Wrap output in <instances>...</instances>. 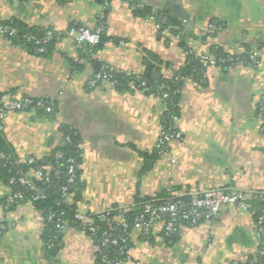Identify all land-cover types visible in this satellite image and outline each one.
I'll return each mask as SVG.
<instances>
[{
    "label": "crops",
    "instance_id": "obj_1",
    "mask_svg": "<svg viewBox=\"0 0 264 264\" xmlns=\"http://www.w3.org/2000/svg\"><path fill=\"white\" fill-rule=\"evenodd\" d=\"M137 9L151 13L140 17ZM0 21L104 32L103 47L93 54L64 37L51 58L0 36L1 98L55 104L49 113H10L3 136L22 161L47 158L71 142V133L78 137L80 185L71 203L77 210L130 208L170 191L177 197L217 189L264 192V0H0ZM173 30H182L183 39ZM213 50L241 60L217 63ZM190 54H209L215 64L199 80L182 79L176 123L182 137L163 150L157 146L165 98L132 82L90 86L99 74L94 63L141 77L148 59L160 86ZM145 156L155 159L147 170ZM11 190L0 178V264H97V243L78 227L64 229L59 253L48 259L42 213L28 202L8 207ZM178 232L167 242L162 231H131L124 264H245L264 248L254 209L226 205L216 220Z\"/></svg>",
    "mask_w": 264,
    "mask_h": 264
},
{
    "label": "built area",
    "instance_id": "obj_2",
    "mask_svg": "<svg viewBox=\"0 0 264 264\" xmlns=\"http://www.w3.org/2000/svg\"><path fill=\"white\" fill-rule=\"evenodd\" d=\"M9 29L0 26V36H5ZM102 29L91 30L86 27H76L73 26L66 31H56L49 30L47 32L45 42L52 40L55 36L57 39H63L67 37L73 40L80 47H95L100 43V36ZM15 33L14 30L11 31V35ZM179 39V36L177 37ZM39 44V42H38ZM40 52L43 51L41 48ZM205 63L215 64L214 58L205 54L200 56ZM252 59L254 57H251ZM241 59L238 57H228V61L232 63H238ZM179 76H175V80H178ZM140 82V87L144 91H149L150 88L147 86V82L142 80L141 77L137 78ZM111 81V75L103 70L99 74L95 75L91 81L90 86L97 87L102 82ZM162 97L167 99L168 94H162ZM54 102L52 100H34L32 98H14L10 100H0V130H4V122L7 116L12 112L17 111H26L30 109H41L49 113L54 110ZM178 121L177 117H172V126L169 128L164 127V131L161 134L160 140L158 142V149L163 150L166 146L177 139H181L182 135L176 129V123ZM264 130V124H263ZM81 150V146H78ZM61 153L57 154V157L60 158ZM7 158L0 154V170L3 168V162ZM37 158L29 157L25 160H20L17 162V165L21 166L28 164L33 166L37 162ZM69 179L68 183L73 184L75 179L76 172V161L70 159L69 161ZM78 166V165H77ZM45 168V169H44ZM42 168H31L29 171L22 173L16 172V177L10 179L11 184L18 183L21 186L29 189L32 192V196L26 201L30 204L39 202L47 198V194L44 190L39 189L35 185V180H46L47 183L51 182L49 177V167ZM59 172L56 173L58 175ZM63 196L65 197V202L67 204L72 203L73 193L69 194V187L62 186L60 188ZM171 199L165 201L162 204H155L152 202H147L142 208L141 215L137 216L134 220L133 225L129 223L126 219V214L134 210V206L130 208L118 209L119 213L117 216L111 219L110 215L114 211L113 209L97 212L95 214H86L79 210L75 213V219L80 223L83 231L89 233L93 238L95 234L101 232V237L97 240V252L101 256L102 262L104 264H124L126 260L119 259L116 262H111L108 260L107 249L109 247H119L121 255H127L129 252V245L131 244L130 232L137 231L140 232L143 236H147L155 233L156 231L164 232L165 237H169L171 234L177 231V222L180 219L185 221H190L191 226H196L199 221L203 222H212L216 220L222 208L226 205L236 206L242 211H248L250 209V202L254 199H257L263 203L262 214L258 218V230L263 231L264 227V192L249 194L244 193L236 189L232 190H221L217 189L210 192H200L193 193L189 195L191 201L188 204H185L181 201H176L175 198H178L172 191H170ZM26 197L25 193L21 190L12 189L9 195L6 197L5 202L8 207L18 206L20 203L25 202ZM56 215L52 213L49 218L53 219ZM147 217V218H145ZM167 217V218H165ZM97 219L99 222H107V230L101 231L100 227L97 225ZM65 228H69L67 222H61L57 225V229L60 232H63ZM128 233V236H125V233ZM164 238V237H163ZM264 254V248H263ZM234 264H239L234 263Z\"/></svg>",
    "mask_w": 264,
    "mask_h": 264
},
{
    "label": "trees",
    "instance_id": "obj_3",
    "mask_svg": "<svg viewBox=\"0 0 264 264\" xmlns=\"http://www.w3.org/2000/svg\"><path fill=\"white\" fill-rule=\"evenodd\" d=\"M150 13L151 12L148 9L135 10V14L140 17L147 16ZM0 26L9 29L5 34V37H7L13 44L19 45L29 51L37 52L42 57L45 58L52 57L56 44L57 42L60 41V39H57L55 36L52 40L45 42L47 32L50 29L29 28L22 24L12 23V22H2V21H0ZM12 30L15 31L13 35L10 34ZM173 32L176 33L181 40L183 39L182 30H173ZM103 33L104 32L102 31L100 36V43L98 45L92 48L85 47L87 52L93 54L99 51L103 47V44L106 40ZM41 48L43 49L42 52L39 51ZM212 54L217 59L216 60L217 63H219L223 59L225 65L229 64L228 55L222 52L221 50H213ZM153 64L154 63L150 59H148L146 74L141 76V79L146 81L147 86L150 88L149 91H146L147 93H151V94L157 93L160 94L161 96L164 93L168 94V98L165 99L166 112L164 116V125L166 128H169L170 126H172L171 124L172 117H177L179 113L178 101H179V94L181 91V87L183 86L182 79L184 77H193L198 80L201 79L203 76V72L206 70L207 65H209V63H205L201 59V57L197 55L190 54L187 58L184 67L180 69L176 74V76H179V79L175 80V77L172 79H164L162 85L160 86H158L151 77L154 70ZM94 65L97 73L106 70L111 75V81L118 88H122L123 86H126L132 82L134 83L133 86L135 88L142 89L140 87V82H138L137 80L138 76H130L125 73H117L106 64L94 63ZM1 97L2 95L0 94V100L2 99ZM78 141L79 138L76 137L73 133H71V142L68 143L64 148L55 151L51 156L47 158L38 159L36 164H34L33 166L28 164L19 166L17 165V162H19L20 160L17 158L13 148L4 138L3 131L0 130V154H3L7 158V160L3 162L4 165L3 168L0 170V178L4 179L8 183L12 177H16V172L25 173L29 171L31 168H42V167L44 168L46 166H49L51 168V171L49 172V177L51 179L50 183H47L46 180H35V185L39 189H42L46 192L47 198L34 203L35 208L39 212H41L44 217L45 232L43 234V239L45 242V254L46 257L50 260H54L56 255L60 251L59 244L61 242L62 232H60L57 229V225L61 224V222L64 221L68 223L69 227L82 228L80 223L75 219V213L77 211L76 205L67 204L65 202V197L63 196L60 190L62 186H67L69 187L68 193L75 194L79 189V185H80L79 165L82 159V151L78 148ZM58 153H61L62 155L60 158L57 157ZM70 159H74L76 161V164L78 165V166L76 165L75 179L73 184L68 183V179H69L68 161ZM145 160H146V170H147L151 166L150 163L153 162L155 159L151 158V156H145ZM57 172H59L58 175H56ZM11 187L14 190H21L25 193V197H26L25 202L32 196V192L29 189L21 186L18 183L11 184ZM171 198L172 197L170 195V192H167L162 196H160L159 198H155V199L146 198L145 200H140L138 201L137 205L134 206V210L128 212L125 217L129 221V223L133 225L135 218L141 215V213H143L142 208L145 203L153 201L155 204H162L168 199L170 200ZM175 200L188 204L191 201V197L190 196L178 197L175 198ZM253 202L254 205L253 207H251L252 205L250 204V209L251 210L254 209L255 217L257 218L258 221V218L262 214L263 203L257 199H254ZM52 213L56 215V217L53 219L49 218ZM118 213L119 210L113 211L110 215L111 219L117 216ZM95 220L97 221V225L100 227L101 231L107 230V222H99L97 219ZM202 222L203 221H199L197 225H199ZM184 225L191 226V223L190 221H185L183 219H180L177 222L178 228L176 232L171 234L169 237H165L163 232L162 236L164 237L165 241L175 242L178 239L179 228ZM128 233L129 232L125 233L124 235L128 236ZM88 235L90 234L88 233ZM100 237H101V232L95 234L93 239L97 243V240ZM107 254H108L107 256L108 260L111 262H116L119 259H124V260L127 259V255L120 254L119 247H109L107 249ZM97 264H104L102 262L101 256L98 254H97ZM245 264H264L263 249L260 251L259 254H257V256L250 257Z\"/></svg>",
    "mask_w": 264,
    "mask_h": 264
},
{
    "label": "water",
    "instance_id": "obj_4",
    "mask_svg": "<svg viewBox=\"0 0 264 264\" xmlns=\"http://www.w3.org/2000/svg\"><path fill=\"white\" fill-rule=\"evenodd\" d=\"M170 8H171L173 11H175V12H179V9H180V8L178 7L177 4H173V5H171ZM157 17H158V16H157ZM157 79L160 80V76H158ZM66 229H67V228H66ZM64 232H65V230L63 231V233H64Z\"/></svg>",
    "mask_w": 264,
    "mask_h": 264
}]
</instances>
